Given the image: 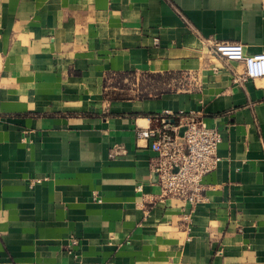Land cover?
<instances>
[{"label":"crops","instance_id":"obj_1","mask_svg":"<svg viewBox=\"0 0 264 264\" xmlns=\"http://www.w3.org/2000/svg\"><path fill=\"white\" fill-rule=\"evenodd\" d=\"M207 39L264 52V0H0V264H264V77ZM131 73L189 80L111 95ZM167 110L222 135L196 203L137 136Z\"/></svg>","mask_w":264,"mask_h":264},{"label":"built area","instance_id":"obj_2","mask_svg":"<svg viewBox=\"0 0 264 264\" xmlns=\"http://www.w3.org/2000/svg\"><path fill=\"white\" fill-rule=\"evenodd\" d=\"M207 41L213 54L244 61L245 73L236 75L235 81L264 77V52L247 54L245 45L237 41ZM181 76L186 78V75ZM153 121L150 127H140L137 136L147 140L155 153L150 170L153 181L161 187V197H177L193 203L201 201L203 177L214 171L221 160L218 154L221 132L208 126L203 113L195 111L167 110L155 115ZM72 243L75 245L78 240L74 238Z\"/></svg>","mask_w":264,"mask_h":264},{"label":"rangeland","instance_id":"obj_3","mask_svg":"<svg viewBox=\"0 0 264 264\" xmlns=\"http://www.w3.org/2000/svg\"><path fill=\"white\" fill-rule=\"evenodd\" d=\"M189 80V75L186 78L181 75L169 74L161 76H149L141 74L117 75L110 78L109 86H118V90H113L111 95L114 96H130L141 94H156L166 90H177Z\"/></svg>","mask_w":264,"mask_h":264}]
</instances>
